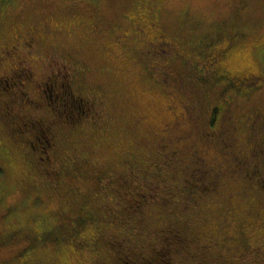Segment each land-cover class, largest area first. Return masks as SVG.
<instances>
[{"label": "rangeland", "instance_id": "rangeland-1", "mask_svg": "<svg viewBox=\"0 0 264 264\" xmlns=\"http://www.w3.org/2000/svg\"><path fill=\"white\" fill-rule=\"evenodd\" d=\"M18 35L27 50H11ZM0 52V76L17 73L0 77V264H139L172 225L148 205L162 190L193 240L167 243L172 264H264V129L244 124L251 108L264 118V0H13ZM234 70L249 82L226 89ZM78 85L97 92L88 105L67 99ZM131 187L152 193L147 208L133 211ZM75 199L99 220L73 236Z\"/></svg>", "mask_w": 264, "mask_h": 264}, {"label": "trees", "instance_id": "trees-1", "mask_svg": "<svg viewBox=\"0 0 264 264\" xmlns=\"http://www.w3.org/2000/svg\"><path fill=\"white\" fill-rule=\"evenodd\" d=\"M12 1L13 0H0V5L2 4V3H4V2H9V3H12ZM223 39L225 40L226 39V36H224L223 37ZM213 40H210V39H207L206 40V42H203V43H201L200 42V48H204V49H206L207 50V48H210L211 47V42H212ZM217 42H218V44H222L220 41H218L217 40ZM219 47V46H218ZM228 48H230V47H225V46H220V50L221 49H223V52L221 53V55H223V54H226L225 56H221V57H231V51H233V49H231L230 51H228ZM235 48V47H234ZM237 72V71H236ZM224 73V72H223ZM227 73V75L226 76H223V78L222 79H226V78H229L230 79V83L227 81V83H226V89H228V88H230L231 86L233 87V84L234 83H240V80H237V79H234L235 77H231V75H232V71H227L226 72ZM230 75V77H227V76H229ZM220 77V76H219ZM219 77H218V79H219ZM221 78V77H220ZM233 78V79H232ZM14 81V80H13ZM13 83V85L15 84V82H12ZM241 84L243 85V84H245V82L244 81H242L241 82ZM1 88V87H0ZM2 92H5L4 90H2ZM228 102H230V99H228L227 100ZM228 102H226V103H223V102H220L221 104L220 105H218L217 106V108L215 109H213V111H212V115H211V118H210V120L208 121V122H210L212 125H214L215 123H216V120H217V115L218 114H220V109H219V107L221 108V110H222V114H226L227 113V109H228V105H229V103ZM232 102V101H231ZM225 107V108H224ZM70 107H68V109H69ZM65 110H67V109H65ZM190 118H192V119H194V115H191V116H189ZM26 130V129H25ZM38 130V129H37ZM50 147H51V144L50 143H48V142H46L45 141V148L43 147V148H41L42 150H44V151H49V149H50ZM233 147V151H234V145L232 146ZM174 153L175 152H171V154L169 155V161L171 160V162H168V164L169 163H173V164H175L176 165V167H177V164H176V161H175V155H174ZM46 154V153H45ZM172 158H174V159H172ZM238 158H239V156H238ZM161 163V162H160ZM159 163V164H160ZM166 164V163H165ZM41 166H42V164H40ZM156 165H158V164H156ZM201 167V166H200ZM178 168V167H177ZM198 169H201V168H198ZM44 172L46 171L45 169L43 170ZM178 171H180V173H182V175L184 174V171H185V169H181V168H178ZM145 172V171H144ZM139 174V172H137V174L135 173V177L137 176ZM149 174V171H146V175H148ZM140 175V174H139ZM137 178H138V176H137ZM112 180V179H111ZM188 181H191V179H189V178H187V179H185V182L186 183H184L185 185L184 186H186V189H187V187H192V186H194V185H192L190 182H188ZM112 182V184L114 183V182H116V180L115 181H111ZM195 187H197V186H195ZM215 187H217V186H215ZM129 189V188H128ZM129 191H131V193L132 194H129L131 197H128V199L129 200H134V202L136 203V204H140V205H136V209L135 210H133L134 212H138V211H141V209H145V208H147L146 207V205H143L142 204V202H144L143 201V199L145 198V197H150L151 195H152V193H148V190H144V192L142 191V190H136V188L135 187H131V189H129ZM142 191V192H141ZM163 191V190H162ZM161 191V192H162ZM0 192L1 193H4L3 192V190H0ZM161 192L157 195V197L155 198V196H151V198H152V200H151V202L150 203H148V205L150 206V205H152L153 203H155V204H159L161 207H162V210H165L166 212H168V214L170 213L171 214V216L170 217H168L167 219L168 220H170L171 222H169V223H171L172 225H171V227H170V231H168V229H163V228H161L160 230H159V234L157 235V237H163L164 239H163V241H164V243L165 244H163V245H159L157 248H158V250L157 251H155L154 250V248L152 249V253L151 254H149V255H146V256H142L141 258H142V262L141 263H139V264H172L171 262H170V259H169V256H168V259H167V255L169 254V252H170V248L169 249H167V243H169V242H172V241H179V242H182V243H186L187 244V242L188 243H190V245H191V243L193 242V240L191 239V236H190V233H188V232H186V229H184L185 231H184V233H185V235L187 234L188 235V237H187V235H186V238L183 236V232L181 231V229H183L182 228V226L180 227V226H177V225H175L174 223H172L173 221L172 220H174V214L172 213V212H169L168 211V206H169V203L171 202V199L170 198H168V197H166V196H160L161 195ZM71 193H73V190H72V192ZM5 194V193H4ZM127 196V195H126ZM146 202V201H145ZM87 200H84L83 199V202L81 203V204H79V203H77V200L75 199V201L72 203V205H73V207H74V209L77 211V218H76V220H75V222H76V225L77 226H75V228H73L72 229V235L73 236H76V235H79V234H81V232H82V230H83V226H85V220L87 221H89V222H91V221H93V223H98V220H99V216L97 215L98 214V212L94 209V208H91V207H89L88 205H87ZM82 207H85V208H82ZM115 207V206H114ZM114 207H112V209H114ZM130 206H127V208L128 209H130L129 208ZM126 208V207H125ZM261 208H263L264 209V207L263 206H261ZM127 210V209H126ZM42 221V220H41ZM88 222V223H89ZM77 227V228H76ZM59 231V230H58ZM58 231H57V227L54 225V226H52V227H50V225L48 224V226L45 228V227H42V230H41V235H42V238L40 239V241L41 242H44V241H49V240H53V239H55V236H56V234L58 233ZM166 231V232H165ZM182 232V233H181ZM192 240V241H191ZM178 242V243H179ZM81 243V242H80ZM84 246L86 245L85 243H82ZM89 244V243H88ZM31 245V246H30ZM27 248H26V250H24V252L23 253H25V254H27L28 252H31V251H34V249H36L35 248V246H34V244H30ZM42 245L44 246L45 245V243H41V244H39V246L37 245V247H42ZM91 245V244H90ZM92 246V245H91ZM82 247V246H81ZM168 250H169V252H168Z\"/></svg>", "mask_w": 264, "mask_h": 264}, {"label": "flooded vegetation", "instance_id": "flooded-vegetation-1", "mask_svg": "<svg viewBox=\"0 0 264 264\" xmlns=\"http://www.w3.org/2000/svg\"><path fill=\"white\" fill-rule=\"evenodd\" d=\"M25 39V43H23L22 41H16L15 43H17L18 45H16V46H12L11 47V50H13V51H19L20 50V47L22 48V50L24 49V50H27L26 48H28V43L26 42V38L25 37H23L22 35H18L17 36V40H20V39ZM28 39L29 40H33L34 38H32L31 36H29L28 37ZM216 39H218V38H216ZM213 40L212 42H211V47L210 48H212V49H216L217 50V52H215V53H218V55H220L222 52H223V49H221L220 50V47H214V43H218L217 42V40ZM237 43L238 42H236V41H234L233 42V44L234 45H237ZM26 45V46H25ZM169 45V44H168ZM29 46H30V44H29ZM236 47V46H235ZM171 50V49H170ZM172 50H175V48H173ZM1 53V52H0ZM28 53V52H27ZM26 53V54H27ZM191 57H189V58H186V59H190ZM185 60V59H184ZM190 62H193V61H191L190 60ZM65 69H66V67L65 66H63ZM232 72H236L235 70L234 71H232ZM238 72H240V71H238ZM80 73V72H79ZM248 73V72H247ZM8 74H9V76L6 74V73H3L0 77L1 78H12L13 79V77H15V75L17 74V73H15L14 71H10V72H8ZM60 75H61V77L64 75L63 74V72H60ZM241 75H242V78H241ZM17 76V75H16ZM227 77H230V75L229 76H227ZM231 77H235L234 79H237V80H240V83L242 82V81H244L245 83H248L249 82V74H246V73H244V71H242V72H240V73H238V74H234V73H232V75H231ZM223 78V77H222ZM233 79V78H232ZM225 80H227L229 83L231 82L230 81V79L229 78H224V82H225ZM0 81H2V79L0 80ZM226 85V84H225ZM71 86V85H70ZM69 86V87H70ZM227 86V85H226ZM70 89H71V91L70 90H65V93H68V94H70V96L67 98V99H71L72 101H74V100H76V99H78V101L80 102V103H85V104H87L88 105V101L91 99L90 97H87V96H84V95H87V94H90V95H92V93L91 92H94V93H97V92H95V90H91V91H87V90H85V89H83V87H81L80 85H78L77 86V88H76V90L77 91H73V89L70 87ZM77 92H79L80 93V95H75V93H77ZM93 93V94H94ZM104 98H105V96H103V95H99L98 94V98H96V97H94L93 99L97 102H99V104L102 106L103 104H104ZM74 99V100H73ZM249 104V103H248ZM229 106H230V102H229V105H228V108H229ZM91 107V106H90ZM225 108V107H224ZM228 110V109H227ZM250 110V112H251V114L250 113H248V115L246 116V119H245V122H244V124H246L247 126L251 123L252 124V127L254 128V129H256L258 132L260 131V132H262L261 130L262 129H264V118L262 119V115L260 114L261 112L258 110V109H256V111H255V108H251V109H249ZM254 112H256V113H254ZM250 115H252L253 117L251 118L250 117ZM250 120V122H248ZM256 120V121H255ZM243 124V126L242 127H244V129L246 128L245 127V125ZM255 124V125H254ZM257 128H256V127ZM232 127V126H231ZM34 128H38V127H34ZM233 129V128H232ZM236 129V132H235V130H233V133L234 134H236L237 133V128H235ZM263 133V132H262ZM260 134V133H259ZM253 138V137H252ZM259 138H261V140H262V138H263V134H260V136H259ZM258 138V140H257V142H258V144H259V146L260 147H262L263 148V151H264V145L262 146V144H263V142H261V140ZM3 146V148H0V155L4 152V144L2 143V142H0V147H2ZM2 157V156H1ZM38 161H43V159L42 158H40V160H38ZM35 168H36V171H37V166H35ZM37 173H38V171H37ZM39 174V173H38ZM0 194H1V192H0ZM5 195H2L1 197H0V200L2 199V197H4ZM54 215H56V213H54ZM57 216V215H56ZM34 220V219H33ZM35 221V220H34ZM59 222V219L57 218V220H56V222L53 224V226L55 225H57V223ZM58 226V225H57ZM56 226V227H57ZM20 231H28V228H26L25 230H19V231H17V233L18 232H20ZM12 235V236H11ZM7 237H14V234L13 233H10V236H8L7 234L4 236V239H3V242H8L6 239H7ZM16 258V257H15ZM14 258V259H15Z\"/></svg>", "mask_w": 264, "mask_h": 264}, {"label": "snow or ice", "instance_id": "snow-or-ice-1", "mask_svg": "<svg viewBox=\"0 0 264 264\" xmlns=\"http://www.w3.org/2000/svg\"><path fill=\"white\" fill-rule=\"evenodd\" d=\"M225 47H227V45H225Z\"/></svg>", "mask_w": 264, "mask_h": 264}]
</instances>
